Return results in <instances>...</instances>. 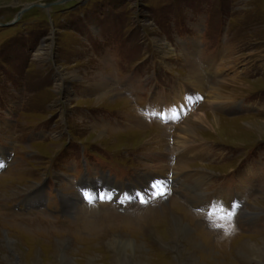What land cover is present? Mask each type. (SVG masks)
<instances>
[{
	"label": "rangeland",
	"instance_id": "obj_1",
	"mask_svg": "<svg viewBox=\"0 0 264 264\" xmlns=\"http://www.w3.org/2000/svg\"><path fill=\"white\" fill-rule=\"evenodd\" d=\"M0 165V264H111L120 232L141 264H264V0H0ZM90 180L130 205L87 202ZM171 211L188 226L177 251L158 241Z\"/></svg>",
	"mask_w": 264,
	"mask_h": 264
},
{
	"label": "bare ground",
	"instance_id": "obj_2",
	"mask_svg": "<svg viewBox=\"0 0 264 264\" xmlns=\"http://www.w3.org/2000/svg\"><path fill=\"white\" fill-rule=\"evenodd\" d=\"M107 86V85H106ZM107 89V88H106ZM216 89V88H215ZM212 90V89H211ZM195 93H196V95L198 96V90H195L194 91ZM200 92V91H199ZM108 93V92H107ZM209 97L212 99H214V100H219V98L218 97H220L219 95H218V93H216V92H213V91H211L210 92V95H209ZM99 98V97H98ZM197 101V100H196ZM211 102V101H210ZM160 104V106H161V103H159L158 102V104H157V106L156 107H158V105ZM214 104H219V105H221V104H223V103H220V101H216ZM155 105V104H154ZM151 106H153V105H151ZM151 111V110H150ZM147 112V111H146ZM148 113V112H147ZM214 118H217V119H215L216 121H218L220 118H218V117H216V116H213ZM216 124H218V123H216ZM249 127V126H248ZM216 128V127H215ZM220 129V128H219ZM192 132H193V129H192V127L190 126V125H183V129H182V134H184V136H187L186 138H189V137H192ZM130 137V136H129ZM189 150V149H188ZM165 156H161V159H163ZM161 159L160 160H158V159H156L157 161H160L161 162ZM186 159H188V158H186ZM192 162V161H191ZM154 169H159L158 171H156L157 173H158V177H153V179L154 180H151V182H153V183H158V184H160L157 180H156V178H160L161 179V181L163 182V184L165 185L164 186V188H166L167 187V180L165 179V172H166V169H168L167 168V165H166V163L162 160V163H159V164H157L155 167H154ZM174 169V176L176 177V178H178L180 181H182V182H185V180L187 179H189L190 178V176L192 175L191 174V172H188V171H185L186 172V174L185 173H182V172H184V171H182L183 169L182 168H180V165H178L177 163H176V166L173 168ZM151 170V169H150ZM148 170L149 171V173H150V175L151 176H153V173L155 172L154 170ZM153 171V172H152ZM182 171V172H181ZM151 176H148V177H151ZM202 176V178L204 177L203 175H201ZM200 178V176L198 177V179ZM198 179H194V180H192V182H195L196 184H199V181H198ZM87 181V180H86ZM92 180H90L89 181V184H85L84 185V182H80V184H79V187H78V190H80V194H90L89 196L91 197L92 196V194L91 193H89V191L91 190V191H93V193L95 194V192H96V194H97V192H99L100 194H103V195H108L109 194V192L113 189V186H116V187H119L117 184H114V183H112V185L111 184H104V185H106L105 187H103V186H101V187H99V184L98 183H96L94 186L93 185H91V182ZM150 182V181H149ZM150 182V183H151ZM181 182V183H182ZM100 184H102V180L99 182ZM180 185V184H179ZM83 186V187H82ZM149 187V186H148ZM133 189H135L137 192H138V190L136 189V188H134V187H132ZM160 189H161V186H160ZM16 191V190H15ZM14 191V192H15ZM23 192H25V191H23ZM16 193V192H15ZM206 193V192H205ZM19 194V193H18ZM137 194V193H136ZM79 195V194H78ZM149 195H152L153 196V193L151 194V193H149ZM30 197H33V198H31L30 200H26V202L28 203V204H32V203H30V201H33V202H36L37 203V197H34V196H36V195H29ZM109 196H112L118 203H120V204H123L124 203V205L125 206H129L130 205V201H126L125 202V200H124V197H121V196H118V195H112V194H110ZM79 197H80V195H79ZM81 198V197H80ZM147 198H150L149 196H148V194H147ZM169 198V197H168ZM156 199V198H155ZM147 200V199H146ZM214 201H212V204L214 205L215 203H218L217 201H215L214 203H213ZM177 202H173L171 205H175ZM141 204H143V203H141ZM206 204V203H205ZM68 205V204H67ZM208 205V204H207ZM75 206H76V204H75ZM177 206V205H176ZM178 206H180V205H178ZM69 209V208H68ZM180 211H181V209H180ZM183 211V210H182ZM165 214V213H164ZM183 214H185V213H183ZM110 215V214H109ZM181 212H177V211H171L170 213H169V217L167 218V221H165V223L163 222L162 224H160L158 227H161V228H163L164 230V232H165V235L164 236H166V240L164 241L163 239H161V238H159L158 237V241H159V243H162V241L163 242H166V243H168V242H173V243H175L174 245H175V247H173V248H175L174 250H176L177 251V245H178V242H179V239L182 237V235H184V234H186L187 232H186V229L188 230V226L186 225V223L184 222V220L181 218ZM107 217V216H106ZM141 218H142V221H140V222H143L144 223V221H145V216H141ZM164 219V218H163ZM165 219H166V217H165ZM193 219V218H192ZM130 220H133V218H123V220H121L122 221V223H124V225L122 226V228L123 229H125L127 226H126V224L128 225V226H131V222H130ZM99 223H100V228L101 229H107V228H109V223L106 221V219H103V220H101V221H98ZM139 222V223H140ZM121 226V225H120ZM150 226V225H149ZM148 227V226H147ZM146 227V228H147ZM200 228H201V226H199ZM200 228H197V230H199L200 231V233L201 234H203V236L204 237H206V234H205V232L203 231V230H201ZM163 231H161V232H163ZM123 234H124V232H120V233H117V234H114V235H110V237H107L108 235H104L102 238L104 239V237H107V247L109 248V250L112 252V256H111V264H130V261H132V259L134 258V254L131 256V255H129V256H127V255H125L124 256V253L125 254H128L127 252L128 251H126V250H130L131 252H137V255H136V257L138 258L137 259V262L135 263V264H141V262H142V260H147V258H148V254H149V252H148V250L142 245V244H139V243H137V242H135V240L133 241H130V240H127V239H131V238H124L123 237ZM146 235H147V233H146ZM202 236V237H203ZM196 237H197V235L196 234H194L193 236L191 235L190 236V238H188V240L190 241L189 242V244H190V248H192L193 246H198L199 244V242L197 241V240H195L196 239ZM201 237V238H202ZM7 239V238H6ZM103 239H101V240H103ZM198 242V243H197ZM163 244V243H162ZM164 245V244H163ZM262 245V244H261ZM8 247L10 248V249H12V250H15V247L13 246V244L11 245V244H9L8 243ZM61 247V246H60ZM259 248V247H258ZM137 249H139V250H137ZM197 250H200V248H196ZM257 248H256V246H253V245H249V248H248V250H247V252H246V254H249V253H251V252H254L255 254H257L258 253V251L260 250H256ZM193 251V250H192ZM181 252H183V250H181L180 252H179V255L181 254ZM259 252H261V251H259ZM190 253V252H189ZM245 254V253H244ZM186 255V254H185ZM252 255V254H251ZM189 256V255H188ZM248 256H250V254L248 255ZM254 256V255H253ZM131 257V258H130ZM128 258V259H127ZM183 258V257H182ZM58 259H62V263H65L66 262V260L68 259L67 257H65L64 255H62V258H58ZM174 259V258H173ZM192 259V258H191ZM176 260V259H175ZM193 260V259H192ZM196 259L194 258V261H195ZM179 262V261H178ZM89 264V263H88ZM173 264H177L176 263V261H173Z\"/></svg>",
	"mask_w": 264,
	"mask_h": 264
},
{
	"label": "snow or ice",
	"instance_id": "obj_3",
	"mask_svg": "<svg viewBox=\"0 0 264 264\" xmlns=\"http://www.w3.org/2000/svg\"><path fill=\"white\" fill-rule=\"evenodd\" d=\"M3 165H0V167H2ZM166 191L161 188V190L159 192L155 193V197L154 198H158V197H164L166 195ZM84 199L91 203L93 201V197H90L88 194H84ZM99 199L101 201H103L105 199L104 195L101 194L99 196ZM108 200H111L112 197L108 196L107 197ZM141 203H144L143 200L140 201ZM238 207V204H234L232 208L229 209H225L223 207H220L217 210H214L212 212L208 213V217L209 218H215V221L213 222V226L214 227H223V224L221 222H226L229 226L233 225V220H234V216H235V208ZM225 232L227 234V229H225Z\"/></svg>",
	"mask_w": 264,
	"mask_h": 264
},
{
	"label": "water",
	"instance_id": "obj_4",
	"mask_svg": "<svg viewBox=\"0 0 264 264\" xmlns=\"http://www.w3.org/2000/svg\"><path fill=\"white\" fill-rule=\"evenodd\" d=\"M61 2V1H60ZM55 3H47V4H31L29 6H26L24 8H22L16 15L15 17V22L20 19V17L25 14L28 10H30L31 8H41V9H47L49 6L54 5Z\"/></svg>",
	"mask_w": 264,
	"mask_h": 264
}]
</instances>
